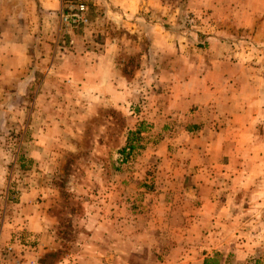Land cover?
Returning a JSON list of instances; mask_svg holds the SVG:
<instances>
[{"label":"rangeland","instance_id":"obj_1","mask_svg":"<svg viewBox=\"0 0 264 264\" xmlns=\"http://www.w3.org/2000/svg\"><path fill=\"white\" fill-rule=\"evenodd\" d=\"M64 1L83 3L87 17L70 33L61 27L68 44L93 52L114 45L126 83L114 104L87 96L77 82L46 85L41 72L0 85V243L39 264H155L164 258L145 252L151 240L188 236L205 245L226 240L228 264H264V97L255 98L264 86L249 84L246 117L229 125L218 114L240 108V86L215 96L208 90L215 86L197 81L209 45L238 47V58L249 48L239 60L264 63L256 51L264 46L260 17L244 21L243 0ZM16 24L26 38L31 29ZM253 67L252 78L264 73ZM217 122L229 141L215 150L207 143ZM131 141L134 149L122 153ZM185 160L203 163L191 170ZM200 167L204 179L208 168L219 173L217 204L229 206L215 224L212 212L195 222L178 214L204 201L187 193L197 186L184 174ZM118 235L137 240L135 249H113ZM166 248L165 264L183 259L180 246Z\"/></svg>","mask_w":264,"mask_h":264},{"label":"crops","instance_id":"obj_2","mask_svg":"<svg viewBox=\"0 0 264 264\" xmlns=\"http://www.w3.org/2000/svg\"><path fill=\"white\" fill-rule=\"evenodd\" d=\"M60 1L0 0V85L6 83L8 77H16L17 79H22L21 82H25V79L33 80L38 78L41 72V80L45 81L46 85H49L47 83L50 80H59L65 85L66 83L76 84L77 82L80 85L81 91H84L87 96H94L95 99H98L102 103H118L120 99L119 87L124 78L114 63V53L112 52L114 45L111 47L108 44L105 46L100 45L101 49L97 50L98 52L82 50L79 43L69 45L68 40L71 41V37L68 34H64L61 31V25L59 26L58 13L61 8ZM240 6L242 7V12L246 14L244 21H247L248 16L254 19L255 17H260L258 26H260L261 31L264 33V0H243ZM243 6H246V8ZM11 22H26V27L31 29L28 30L27 37L23 38V36L18 34L21 27L20 24L17 25ZM240 25L248 26L249 24ZM34 28L38 31L34 32ZM63 36H67V38L63 39ZM237 49L239 48L229 45H209L207 53H209L208 58L210 59L205 63L203 73H199V77H197V81L200 84L215 86L208 89L209 92L216 93L215 96H217V91L220 89H227L226 87L232 85L240 86L242 91L239 92L241 94L240 108L234 113L225 111L218 114L219 118H223V122L229 123V125L235 122L237 117H246L245 110L247 111V89L249 84L264 86V73L258 72L259 76L255 78L249 76L253 63V68L256 71H259L258 69L261 67L264 68V63L257 61L249 63L245 60H239V58H243L241 55L247 57L249 48L239 50V58L237 57ZM256 51L264 53V46ZM124 83L126 82L124 81ZM259 97H264V94L255 92L256 100ZM243 101L246 103L243 104ZM215 123L213 122V124ZM217 123L215 128L211 127V136L207 143L210 148H214L215 150L220 146L225 147L226 139L229 141L223 135L228 131L226 128L219 126L221 122ZM201 131L199 130L198 134ZM215 159L209 157V161L211 160V162H208V166L214 167L217 164V161H213ZM196 163L202 164L203 162L196 160H188L187 162L185 160L184 162L186 168L191 170L195 168ZM200 170H202V167L198 170L196 169L197 172L191 174L190 172H184V174L187 173V179H194V183L197 186L192 191L187 189L189 191L187 193L192 195L197 191V194H200L201 198H204V201L202 203L200 201L197 205L187 206L182 211H177L178 214H183V219L192 222L201 218L202 214L206 213L205 215H207L212 212L211 217H213V224H215L219 214L228 211L229 206L226 203L217 204V200L220 197L219 191L222 189L220 186L217 187L218 184H216L217 179L220 177L217 175L219 173H216L212 168H208V172L206 173L207 178L204 179ZM260 192L264 196V178L262 179ZM155 221L156 219H154ZM207 241H209V244L205 245L206 242H202V240H188V236H185L184 240H151V244L149 245L151 248L146 249L145 252L149 251L148 253L151 252V254L157 252L158 255L165 259L166 245L170 244L173 248L181 247L183 255L180 257L183 259L177 264H204L203 261L205 260L207 264H228L226 254H223L229 250L228 245H225L226 240ZM229 241L231 242V240ZM111 245L118 252H121L120 246H122V248L127 250L128 254L137 246V240H131L128 237L121 239L118 235L111 238ZM208 246H211V248L206 250V252L201 251V248L206 249ZM196 251H198L197 257L193 256V253ZM232 251H234L235 260L240 261L243 258L241 254L243 252L242 249ZM217 252L220 253L219 258L217 256L212 258L213 253ZM156 258L159 257L155 256V264H165L167 262L164 259L160 260L159 258L158 260Z\"/></svg>","mask_w":264,"mask_h":264},{"label":"built area","instance_id":"obj_3","mask_svg":"<svg viewBox=\"0 0 264 264\" xmlns=\"http://www.w3.org/2000/svg\"><path fill=\"white\" fill-rule=\"evenodd\" d=\"M58 19L65 33L72 32L77 26L87 25L85 6L83 3L64 1L58 13ZM0 264H39L34 258L15 254L11 243H0Z\"/></svg>","mask_w":264,"mask_h":264},{"label":"trees","instance_id":"obj_4","mask_svg":"<svg viewBox=\"0 0 264 264\" xmlns=\"http://www.w3.org/2000/svg\"><path fill=\"white\" fill-rule=\"evenodd\" d=\"M134 149V144L133 142H129L126 144V146H124V148L121 150L122 153H128V152H131L132 150ZM204 264H207V261H203Z\"/></svg>","mask_w":264,"mask_h":264}]
</instances>
